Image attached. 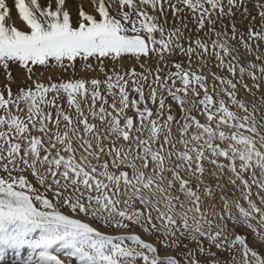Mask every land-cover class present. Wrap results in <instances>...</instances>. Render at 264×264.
Wrapping results in <instances>:
<instances>
[{
	"label": "snow or ice",
	"instance_id": "1",
	"mask_svg": "<svg viewBox=\"0 0 264 264\" xmlns=\"http://www.w3.org/2000/svg\"><path fill=\"white\" fill-rule=\"evenodd\" d=\"M92 2L98 17L81 9L74 22L66 0H55L54 8L50 0L47 6L39 0H14L27 29L20 30L13 22V6L0 0V74L7 76L8 89L7 96L0 91V261L6 252L14 251L17 264H137L138 260L143 264H231L239 252L244 264H264L260 250L264 232L247 223H243L246 231H236L229 197L223 192L219 197L223 212L213 213L222 223L213 226L200 207V194L214 196L213 187H199L211 176L215 188L226 185L239 192L235 204L241 222L250 218L257 202L264 204V121L257 120L254 104L239 98L237 87L259 89L258 81L264 80V63L248 59L255 54L256 61L264 62L259 52L264 42V3L258 0L256 5L257 28L256 17L249 19L247 0ZM244 20H248L247 31L237 27ZM189 23L197 33L207 31L193 37ZM183 39L189 41L188 47L181 44ZM178 52L188 57L189 68L193 58L202 68L214 58L216 67L227 69L232 78L212 73L214 95L210 94L205 75L190 72L183 61L173 59ZM150 55L164 66L156 68L147 97L141 80L147 82L150 71L144 75L133 69L121 74L115 64L111 74L105 71L103 58L116 62L130 56L139 61ZM78 58L90 70H94L90 61L96 60L95 67L106 79L43 83V72L38 75L32 67L66 69ZM168 65L176 71L161 76ZM14 67L27 73L22 77L24 87L15 93L10 87L15 83ZM141 67L146 68L147 62ZM237 70L240 78L233 82ZM245 76L252 80L251 87L244 83ZM130 93L139 99L130 98ZM168 97L180 106V119L171 114V104L166 106ZM65 98L74 112L62 106ZM147 100L157 106L149 107ZM128 109L139 123H134ZM193 111L201 112L205 122L196 119ZM174 126L178 136L173 134ZM165 146L168 157L175 160L164 172L179 183L161 186L160 192L172 201L187 199L189 208L199 211L208 228L194 225L193 230L199 229L195 236L183 231L189 227L186 221L182 227L177 225L179 232L160 234L156 221L145 215L151 201L141 193L156 182L135 169L138 162L146 170L160 166L164 157L158 154ZM131 152L135 156L130 158ZM205 161L212 166L210 171ZM128 192L133 194L125 195ZM211 206L215 209V200ZM134 226L150 233L153 242L136 234L113 236L99 230ZM189 240L197 243L190 247ZM257 241L259 246L252 247ZM159 244L165 250L185 251L162 259ZM24 248L29 255L19 259Z\"/></svg>",
	"mask_w": 264,
	"mask_h": 264
},
{
	"label": "rangeland",
	"instance_id": "2",
	"mask_svg": "<svg viewBox=\"0 0 264 264\" xmlns=\"http://www.w3.org/2000/svg\"><path fill=\"white\" fill-rule=\"evenodd\" d=\"M10 6H13L12 10V16H13V22L14 25L20 29V30H27L26 26L23 24V22L19 19L15 9H14V0H7ZM39 2L47 6L49 4V0H39ZM53 8L55 7V0H50ZM107 2V0H106ZM258 0H247L246 7L251 14L249 16V19H251L252 16L256 17L255 24L257 28L259 27L260 20L258 16V11L259 9L256 7ZM259 3H264V0H259ZM66 8L70 12L73 21L78 18V13L82 9L86 13L96 15L98 17V14L95 12V5L93 4L92 0H66ZM243 10V9H241ZM114 14V13H113ZM169 19L171 21V12L169 11ZM189 19H191L189 17ZM177 24L179 23L178 21L176 22ZM189 29H191V35L193 37H202L204 35V32L207 31V29L201 30L199 33L195 31V25L192 23H189L188 25ZM238 28H243L245 31H247L248 27V20H244L243 23H238L237 24ZM186 35L188 34L187 31L185 33ZM229 34L230 29H229ZM158 37V34H157ZM215 38V37H213ZM181 44L184 47H188L189 41L187 39H183L180 41ZM256 44L253 43V49L255 50ZM243 51V49H242ZM259 52L264 54V42L260 43L259 47ZM176 62H181L183 61V66L185 69H187L190 72H195L198 75H205L206 77V83L208 84V91L210 94L214 93L212 92V78L211 74L216 73L217 75H220L222 77H227L229 79L232 78V74L227 72V69H220L216 67L217 61H215L214 58L209 61L208 67L202 68L200 66V61L196 58H193L191 67L189 68L188 65V57L184 56L183 54H180L179 52L177 55L173 58ZM248 59L251 61H254L256 63H264L261 61H256V56L255 54L249 55ZM103 62L105 64V71L110 73L113 71V64H115V70L117 72H120L123 74L125 71L131 72L133 69L137 73H142L144 75H147L148 72L150 71L152 75L148 76L147 82L141 80V83L145 85L144 87V92L145 96L147 97L149 88L148 84H151L152 80L154 79L156 75V68L158 66L163 67L164 62L159 61L157 56H149V57H144L141 56L140 60L137 61L135 57H130V56H124L123 58L119 59L116 62H113L107 58H103ZM147 62V67L142 68L141 64ZM73 66H69L66 69H62L59 67H49L45 69L43 66L35 65L32 66L34 70L37 72L39 75L41 72H43V76L40 77L41 81L43 83H59L61 81H68V80H78V79H84L87 81H90L91 79H100V80H105L106 77L103 72L99 71L98 67H95L97 65L96 60H91L90 63L93 65L94 70H90L84 67V63L79 60V58L71 62ZM210 69V71H209ZM168 71L175 72L176 69L172 67L171 65H168L167 67H164V71L160 73L161 76L165 75ZM0 73H2V69H0ZM12 76L15 78V83H12L10 85L11 90L13 93L17 91L18 88L24 87L22 77H25L27 75L25 70L18 69L16 67L13 68L12 70ZM257 75H259V72H257ZM35 78V77H34ZM239 73L237 70L236 78L233 82H236L239 80ZM29 83H31L29 81ZM217 85H219L220 81H215ZM244 83L249 85V87L252 86V80L245 76L244 77ZM258 83L261 84V88L257 89L252 87L251 91L246 90L239 84L237 87L239 88V98L245 99L248 104L255 105L257 109L256 113V118L259 121H264V105L261 104V96L264 95V80L258 81ZM7 76L5 74H0V91L3 92L5 96H7ZM129 84L131 85V81H129ZM152 87L155 88L156 85L152 84ZM218 90V89H217ZM105 96H107V93H103ZM203 90H201V97L202 98ZM134 97L136 99H139L138 96H135V94L130 93V98ZM197 98V99H199ZM227 101V97H224ZM109 103L112 102V98L109 96L108 97ZM147 104L151 108H155L157 105H153L151 100H147ZM158 104V101H157ZM167 104L172 105V112L177 119H180V117L183 115L181 112L180 106L175 102L171 100V97H168L166 100V106ZM65 110L69 112H74V109H68L67 107V102L66 98L65 101L62 105ZM141 108H143V105H140ZM85 112H87V106L84 108ZM230 110L235 111V108H231ZM128 115L132 116L134 118V123H139L138 119L135 118V112L132 111L131 109L126 110ZM193 116L196 117L201 123L205 122V119L203 117V114L201 112L193 111ZM91 116H89V120L91 121ZM182 122V121H181ZM173 134L178 136V132L175 131V126H174V131ZM248 134V133H245ZM133 148L136 147L135 144L132 145ZM177 148L183 150V146L180 144H177ZM135 156L134 152L129 153V157ZM159 156H163L164 159L161 161L160 166H154L150 169H145L142 164L139 162L137 163V168L135 169L136 172H145L146 177H150L152 181H155L156 183L153 185V187L148 190V191H143L141 195L145 198V200H150V204L148 205V209L146 210L145 215L150 214L152 218L156 221V224L158 226V231L160 234H165L166 232L171 233V232H179L181 228H178L177 225H181L182 227V221H186L188 224V228L183 229L185 233H187L189 236H195L199 232V229L193 230V226L196 224H200L205 230H207L208 225L205 223V221L201 218L199 211H197L196 208L192 207L189 208L188 206V201L187 199L183 201H172L165 197L163 193L160 192V187H167L168 185H173L175 186L176 184L179 183V181L174 180L168 173L164 172V169L171 166V161L175 160V157H168L167 153V146H165L164 151L158 154ZM151 163V161H149ZM204 166L206 169L210 171L211 165H208L207 162H204ZM130 171V169H129ZM30 180H34V178L29 177ZM185 181L188 180L187 177L184 178ZM214 179L211 176L206 177V182L199 184V187L204 188L211 186L213 187V193L215 194L214 196H209L206 193H201V209L204 210L206 216L208 217L209 220L213 222V226L216 224L222 223L217 216H214L213 213L214 211L217 213L223 212V202L220 200V195L221 193H225L228 197V204L229 207L231 208V217L236 220V225H235V230L238 232H244L246 231V228L243 227V223L250 224L252 228L258 229L261 232H264V204H259L257 202L258 207L256 210H253L250 213V218L246 219L245 221L241 222L240 216L238 215L236 211V204L235 201L239 197V192L234 193L230 188H228L226 185L222 186L221 188H215L214 184ZM133 193L128 192L125 193V195H132ZM215 200V209L211 206L212 201ZM244 206L246 207V202H243ZM259 211V216H257L256 212ZM157 217H159L157 219ZM233 225L231 223L228 224V228L231 229ZM104 234L107 235H130V234H136L140 236L141 239H143L145 242H153L152 236L150 233L145 232L140 226H134L133 229H107V228H100ZM253 234L249 233L247 236V240L249 243L252 241ZM171 236L165 235V239H171ZM183 238V237H180ZM197 243L196 240H189L188 241V246H194ZM159 248L158 251V256L162 259L171 257V256H179L180 252L185 251V249L181 248L179 251H177L175 248L165 250L163 244L156 245ZM259 246V241H257L256 244H252V247H258ZM261 252H264V248L260 249ZM227 256V254H225ZM27 257H19V259H26ZM230 260L231 258L228 257ZM0 264H17V259H8L4 258L3 261H0ZM137 264H143L142 261H137ZM231 264H244L243 257L240 255L239 252L236 254L235 260L231 261Z\"/></svg>",
	"mask_w": 264,
	"mask_h": 264
},
{
	"label": "bare ground",
	"instance_id": "3",
	"mask_svg": "<svg viewBox=\"0 0 264 264\" xmlns=\"http://www.w3.org/2000/svg\"><path fill=\"white\" fill-rule=\"evenodd\" d=\"M226 180V177L224 178ZM29 255V250L27 248H24L20 251V255L19 257H28ZM5 258L8 259H18V257L16 256V253L14 251H8L5 254Z\"/></svg>",
	"mask_w": 264,
	"mask_h": 264
}]
</instances>
